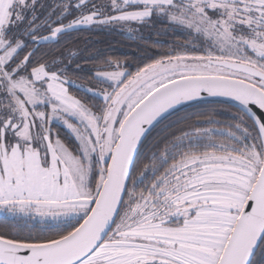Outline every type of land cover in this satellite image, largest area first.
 Wrapping results in <instances>:
<instances>
[{"label": "snow or ice", "instance_id": "6c2138e0", "mask_svg": "<svg viewBox=\"0 0 264 264\" xmlns=\"http://www.w3.org/2000/svg\"><path fill=\"white\" fill-rule=\"evenodd\" d=\"M0 264H264V0H0Z\"/></svg>", "mask_w": 264, "mask_h": 264}, {"label": "trees", "instance_id": "16d2710c", "mask_svg": "<svg viewBox=\"0 0 264 264\" xmlns=\"http://www.w3.org/2000/svg\"><path fill=\"white\" fill-rule=\"evenodd\" d=\"M76 47L84 49L99 48L108 54L115 56H140L142 53L138 50L139 48L147 47V45H137L122 39L118 35L109 34H89V33H78L75 34ZM150 39H157L155 36L150 37ZM91 41V43H89ZM167 42V41H165ZM155 51V49H153ZM225 115H229L225 113Z\"/></svg>", "mask_w": 264, "mask_h": 264}]
</instances>
